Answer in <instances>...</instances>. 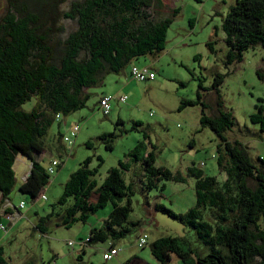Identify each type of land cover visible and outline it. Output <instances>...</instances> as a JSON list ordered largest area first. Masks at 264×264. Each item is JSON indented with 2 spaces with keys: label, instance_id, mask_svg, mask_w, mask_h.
Masks as SVG:
<instances>
[{
  "label": "trees",
  "instance_id": "1",
  "mask_svg": "<svg viewBox=\"0 0 264 264\" xmlns=\"http://www.w3.org/2000/svg\"><path fill=\"white\" fill-rule=\"evenodd\" d=\"M150 1L5 0L6 7L0 16L2 199L8 198L15 183L13 163L17 155L27 157L30 163L28 174L17 185L18 191L27 193L33 200L47 184L51 174L35 158L34 151L43 150L42 137L57 113L67 114L83 107L89 95L86 89L98 84L104 72H118L132 58L157 53L164 47L171 18L150 19L147 12ZM177 11L173 7L170 13L174 15ZM62 18L73 21L74 27L66 31L59 22ZM220 28L228 64L239 61L242 51L248 47L257 44L264 47V0H234L222 17ZM255 73L264 83V64ZM221 81L222 75L217 73L211 83L216 92V115L204 113L198 93L195 103L202 106L200 124L217 136L223 150L217 164L224 177L217 181L204 175L200 168L188 167V172L195 177V205L175 214L154 204V209L192 230L197 243L191 249L181 246L174 236L156 237L148 247L161 264L170 254L182 264H264V230L258 223L260 215H264V158L259 157L257 164L252 162L240 144L225 138L224 132L234 122L230 112L222 110L217 88ZM31 97L33 105L29 110L23 109L22 104ZM195 103L181 99L179 108ZM254 109L249 120L258 123L259 130L264 131L263 104H255ZM114 136L113 132H106L98 138L106 149H111ZM143 139H147L146 134ZM143 145L139 140L127 157L134 159ZM97 158L98 166L101 158ZM89 162L90 157L84 158L69 173L49 211L36 218L35 229L44 234L51 222L65 228L76 222L84 223L107 203L110 210L99 226L89 228L84 245L105 241L113 244L140 225V220L129 219L133 188L131 182L126 183L122 178L121 169H125L126 163L119 161V167H109L97 183V167L90 168ZM153 162L154 152L147 150L141 159L145 189L156 186L162 177L169 175L166 168ZM0 264H9L1 246Z\"/></svg>",
  "mask_w": 264,
  "mask_h": 264
},
{
  "label": "rangeland",
  "instance_id": "2",
  "mask_svg": "<svg viewBox=\"0 0 264 264\" xmlns=\"http://www.w3.org/2000/svg\"><path fill=\"white\" fill-rule=\"evenodd\" d=\"M233 1H150L147 8L150 19L171 18L164 47L157 53L132 58L118 72H104L98 84L86 89L89 95L83 107L54 116L41 140L43 150L34 151L35 158L43 167L52 158H56L59 164L63 163L58 171L54 167L50 182L42 188L45 199L37 197L32 200L27 193L17 190L22 163L18 164L19 155L16 156L13 163L15 183L7 195L9 212H14L13 207L19 200L24 202V207L17 216L0 217V223L5 227V230H0V246L9 264L24 261L34 264H128L135 257L141 259L142 264H161L150 254L148 245L156 237L166 235L176 237L183 247H197L192 230L157 209L150 222L143 204L154 202L175 214L184 213L194 206L195 177L188 172V167L200 168L204 175L215 177L217 181L223 180V172L217 164V157L223 150L217 136L200 124L202 106L199 102L195 103L198 93L204 113L208 116L217 114L216 92L211 88L217 73L222 75L217 87L222 110L230 112L234 122L224 132L225 138L240 144L252 162L257 164L259 157L264 158V131L259 130L258 123L249 120L255 104L262 103L264 109V83L255 73V69L264 64V47L253 45L242 51L239 61L225 62L227 47L220 23ZM67 2L62 4L63 9ZM5 7V0H0V16ZM173 7H177L178 11L171 15ZM59 22L66 31L74 27L73 21L62 18ZM130 65L147 67L154 78H131L128 74ZM108 95L112 99L107 114H103L97 102L100 97ZM122 95L126 98L119 101L117 96ZM181 99L192 100L195 104L179 108ZM33 103L34 98L31 97L21 107L29 110ZM75 124L78 131L72 136L74 141L70 146L65 145L61 135L67 134ZM106 132L115 134L110 142L111 149H106L104 142L98 138ZM143 134L147 139H143ZM139 140L144 145L130 160L127 155ZM150 149L154 152L153 164L166 168L169 175L162 177L156 186L145 189L142 187L141 159ZM224 155L222 163L226 160ZM97 156L101 158L98 166ZM86 157H90V168L97 167V183L104 178L109 167H119V161L126 163L125 169H121L122 178L126 183L131 182L133 188L129 219L143 223L144 245L136 246L135 240L141 236L139 227H136L128 236L117 241L118 255L107 263L101 259V248L105 242L85 245L84 253L76 254V250L82 247L78 242L84 239L88 221L97 223L100 217L106 215L110 210L108 203L89 215L84 223L76 222L65 228L51 222L44 234L33 227L36 218L46 214L49 206L56 201L69 173ZM200 162L202 165H199ZM2 200L0 195V213L3 214ZM258 223L264 230V215H260ZM68 241L73 244L69 245ZM164 264L182 263L170 254Z\"/></svg>",
  "mask_w": 264,
  "mask_h": 264
},
{
  "label": "built area",
  "instance_id": "3",
  "mask_svg": "<svg viewBox=\"0 0 264 264\" xmlns=\"http://www.w3.org/2000/svg\"><path fill=\"white\" fill-rule=\"evenodd\" d=\"M128 74L131 78L136 79V80H146V79H153L154 78V74L152 71H150L147 67H138L136 65H130L129 70H128ZM126 98L125 95L122 96H117V99L119 101H124ZM112 99V96H102L99 98L98 100V108L99 110L103 113V114H107L108 109H109V105H110V101ZM55 117H57V115H55ZM76 131H78V126L75 124L73 126L70 127L69 131L67 134H63L62 135V141L65 145H69L72 143V136L75 135ZM59 164V161L56 158H52L48 161V164L45 166V170L48 174H52L54 171V167H56ZM41 199H45V195L43 194V192H41L39 194V196ZM24 207V202L22 200H20L16 207H13L14 211L16 212V214H19V210L22 209ZM14 215V214H13ZM11 213L7 215V217H11ZM0 230H5V227L3 226V224L0 223ZM141 236H138V238L135 240V243L138 247H141L144 245L145 243V235L140 232L139 233ZM79 243H83V241H79ZM69 245H72L73 242L72 241H68ZM119 251V247L117 246H108L105 250H103L101 252L102 255V259L103 260H108L110 259L112 256H115L117 254V252Z\"/></svg>",
  "mask_w": 264,
  "mask_h": 264
},
{
  "label": "crops",
  "instance_id": "4",
  "mask_svg": "<svg viewBox=\"0 0 264 264\" xmlns=\"http://www.w3.org/2000/svg\"><path fill=\"white\" fill-rule=\"evenodd\" d=\"M74 141V140H73ZM72 141V142H73ZM63 151L65 152V150H64V147H63ZM69 152V151H68ZM66 154V153H65ZM28 160H27V158H25L24 156H22V155H19V159H18V164L21 162L22 164H21V168H20V176H21V179H20V182L21 181H23L24 180V178H25V176H26V174H27V172H28V170H29V167H30V163L29 162H27ZM63 163H60V164H58L57 166H56V171H58L59 169H60V167H61V165H62ZM27 167V169H26V171H24L25 170V168ZM21 172H23V174H21ZM19 182V183H20ZM48 182H50V181H48ZM48 182H47V184H48ZM18 183V184H19ZM8 203H9V199L8 198H5V199H3L2 200V210H1V212H3V214L2 213H0V217L3 215H5V216H7L8 214H10V209H9V207H8ZM154 202H152V203H147V202H145L144 204H143V209H144V212H145V214H146V216L149 218V221L150 222H152L153 221V219H152V217H153V215H154V211H155V209H154ZM1 207V206H0ZM6 207H8V209H5ZM14 214V215H13ZM11 217H13V216H17V215H19L18 213L16 214V212L14 211V212H12L11 213ZM106 215H104L103 217H100L98 220V222L96 223L95 221H93V222H89L88 221V224H87V227L85 228L86 229V231L83 233V235H84V239L87 237V235H88V232H89V228L91 227V226H99L100 224H101V222H102V219L105 217ZM10 217V218H11ZM86 221H87V219H86ZM143 223H141V221H140V225L138 226L139 228V233L140 232H143V229L141 228V225H142ZM83 239V240H84ZM83 240H79V241H83ZM79 243V242H78ZM116 243L117 242H115V243H113V244H110L109 243V241H105V245H104V247H102L101 249V252L103 251V250H105L108 246H117L116 245ZM80 245L79 246H82V247H78V249L76 250V254H78V253H80V252H82V253H84V244L83 243H79ZM137 246V245H136ZM119 252V251H118ZM118 252H117V254L115 255V256H112L110 259H108V260H103L102 258V260H103V262L104 263H107V261H112V259H113V257H116L117 255H118ZM128 264H142V260L141 259H139V258H132L129 262H128Z\"/></svg>",
  "mask_w": 264,
  "mask_h": 264
},
{
  "label": "water",
  "instance_id": "5",
  "mask_svg": "<svg viewBox=\"0 0 264 264\" xmlns=\"http://www.w3.org/2000/svg\"><path fill=\"white\" fill-rule=\"evenodd\" d=\"M20 155H21V154H20ZM25 158H27V157H25ZM27 160H28V158H27ZM27 174H28V172H27ZM27 174H26V175H27Z\"/></svg>",
  "mask_w": 264,
  "mask_h": 264
}]
</instances>
